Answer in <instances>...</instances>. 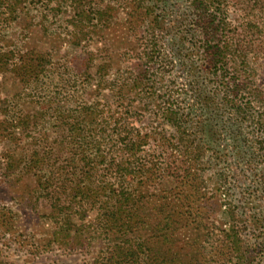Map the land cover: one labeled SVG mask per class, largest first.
<instances>
[{"label":"rangeland","instance_id":"obj_1","mask_svg":"<svg viewBox=\"0 0 264 264\" xmlns=\"http://www.w3.org/2000/svg\"><path fill=\"white\" fill-rule=\"evenodd\" d=\"M85 1L109 7V21L98 24L93 20L96 15L80 20L76 5L83 0H50L46 10L40 5L28 10L17 6L12 13L0 6V264H103L116 246L139 247V263L134 264H264V134L255 139L259 131L249 121L238 129L239 143L222 128L218 133L233 185L230 196L249 222L250 232L241 236L248 245L243 254L216 241L220 232L213 225L225 230L226 222L231 223L225 191L215 189L209 173L202 178L207 190L198 194L190 183L170 182L172 177L164 170L171 156L155 142L159 134L172 132L154 110L158 103L173 101L184 111L188 102L201 99L221 109L215 95L227 82L208 78L205 72V60L197 53L198 36L188 28L189 21L183 22L189 1L167 0L165 6L162 0H147L155 3L147 23L160 21L149 34L144 24L132 30L121 8L116 10L121 0ZM225 5L229 20L245 27L246 42L254 46L249 55L251 89L261 91L264 98V0H225ZM143 45H158L159 58L144 77L146 88L136 94L131 92L132 82L143 80ZM27 64L30 70L43 66L52 70L54 80L36 81L28 72L22 76L17 69H26ZM240 75L245 80L246 75ZM151 91L160 99L146 97ZM250 93L248 88L239 101L248 100ZM125 112L132 118L121 123L134 133H147L151 139L144 150L159 155L154 160L158 177L136 192L142 195L139 216L120 232L100 223L99 234L81 236L79 230L86 231L102 211L96 205L76 212L79 204L65 210L67 223L55 224L57 203L49 191L36 187L38 175L29 163L35 161V150L54 146L68 135L71 142L72 131L81 139H88L87 133L102 134L108 121L105 132L111 133L112 121ZM260 114H253L252 122L264 125ZM114 159L122 162L117 153ZM71 173L68 167L62 178ZM98 176L102 182L115 178L107 164ZM168 210L175 216L171 228L164 225ZM66 229L69 235L64 234ZM207 234L211 239L206 240Z\"/></svg>","mask_w":264,"mask_h":264},{"label":"trees","instance_id":"obj_2","mask_svg":"<svg viewBox=\"0 0 264 264\" xmlns=\"http://www.w3.org/2000/svg\"><path fill=\"white\" fill-rule=\"evenodd\" d=\"M0 1H2L0 6L8 9L10 13L18 8L17 6H22L27 10L30 6L37 7L39 5L44 10L50 8V0ZM83 1L76 5L80 20L92 19L91 15H96L93 20L97 19L98 24H105L107 20L109 21L110 18L107 16L109 7ZM188 1L187 13L182 15L183 22L189 21L188 28L198 36L200 45L197 47V53H200L205 60V72L208 78L221 83L227 82L226 86L220 89L221 94L215 95L221 100L219 102L221 109L213 107L211 103L201 101V99L188 102L184 111H181L173 101L167 100L161 103L157 101L159 105L154 110L160 115L162 124L165 123L172 132L170 135L159 134L160 137L155 142L159 143L171 156L170 163L167 165L168 161H166L167 166L164 170L169 172L168 176L172 177L170 182L190 183V186L196 191L193 193L198 194L202 190H207L202 178L210 175L209 177L216 186L215 189L222 188L225 191L227 214L231 223L229 224L226 220L228 228L226 227L225 230L218 225H213L215 229L219 230L220 237H222L216 241L228 246L231 251L243 254L244 248H247L248 245L242 243L241 236L250 232L249 222L244 213L237 211V204L232 201L230 196L229 191L232 190L233 185L229 182L231 178L227 174L229 173L227 171L228 160H225V150L220 144L218 133L222 128L226 133H229L232 142L239 143L241 134L238 129L242 122L249 121L251 124H255L254 130L259 131L258 135L254 136L255 139L261 138V134H264V125H260L259 121L253 123L251 119L253 114L261 112L259 119L264 122V98L261 91L251 89L254 81L251 78L249 55L255 50L253 45H248L246 42L245 27L241 23L235 25L233 21L229 20L225 0ZM154 4L153 1L148 3L147 0L146 2L145 0H121L115 7L116 10L121 8L133 28L132 30L138 31L144 24L146 26L144 30L149 34L155 28H159L158 22L160 21L157 18L148 23L146 21L150 11L155 8ZM162 5L167 6V0H162ZM248 22L252 23L251 20ZM256 26L259 27L257 24ZM241 30L244 35L241 34ZM157 47L158 45L142 46L140 60L144 69L141 72L143 80L141 79L142 82L133 81L131 92L137 94V90H140L138 94H141L146 88L147 82L144 77L150 74V68L154 69L157 63L159 58ZM28 66L31 65L27 64L26 69L21 67L17 70L22 72L24 77H27L26 73L28 72L30 76L36 78V81H45L49 78L54 80L51 77L52 70L47 71L45 66L37 69L35 67L34 70L28 69ZM241 73L246 75L245 80L240 79ZM49 75L50 77H48ZM138 82H141L140 85ZM134 83L136 84L134 85ZM248 88L251 91L249 99L244 102L239 101L240 97L238 96ZM133 94L130 93L129 96ZM184 96V100H186L187 97ZM146 97L154 100L155 98L160 99V96L152 91ZM255 105H257V109L254 108ZM127 115L128 112H125V116L119 115L115 121H112L113 130L111 133L105 132V128L108 129L109 126L108 121L103 125L102 134L87 133L88 139H81L79 133L77 135L72 131L71 142L68 135L66 140L56 141L54 146H38L35 150V161L32 163V159H30L29 163L33 164L36 170L35 175H38L36 187L44 192L49 191L47 195L54 198L57 203L53 210L54 213L56 212V216H52L55 219V224L67 223L69 214L65 210L71 206L76 208L79 204L81 206L75 209L76 212L82 210L84 213L87 207L92 208L96 205H98V210L102 211L98 214L96 222L90 223L86 231L79 230L82 233L81 236L83 233L99 234V230L103 231L99 227L100 223H103L102 226L111 232L116 233L113 230L120 232L129 228V225L133 224L131 221L139 216L140 207L138 205L142 200V195L140 193L138 195L136 192L141 190L140 187L151 179L158 177L154 168V160L158 159L159 155H153L144 150L148 140L151 139L147 133L144 136L139 132L134 133L121 123L132 118L126 117ZM116 153L123 163L114 159ZM49 156H53L55 165ZM110 156L111 159H109ZM106 164L108 169L114 170V181L102 182L98 176V171ZM24 165L29 166L28 163ZM68 167L72 170L71 175L62 178L63 170ZM78 169L80 173L77 175L75 171ZM63 193L65 196L62 199L61 194ZM191 202L193 201L187 202L189 206ZM174 217L173 213L168 210L164 225L171 228V225L174 224ZM62 229L63 227H60L55 236ZM69 230H64V234L69 235ZM209 234L205 235L206 240L207 238L211 239ZM137 249L139 247L129 246L125 249L116 246L109 252L110 256L103 264L139 263L137 259L140 254Z\"/></svg>","mask_w":264,"mask_h":264}]
</instances>
